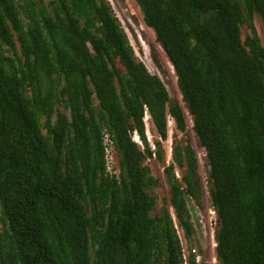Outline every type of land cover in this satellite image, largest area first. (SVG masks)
Returning <instances> with one entry per match:
<instances>
[{
  "label": "trees",
  "instance_id": "trees-1",
  "mask_svg": "<svg viewBox=\"0 0 264 264\" xmlns=\"http://www.w3.org/2000/svg\"><path fill=\"white\" fill-rule=\"evenodd\" d=\"M135 1L182 100L137 59L109 0H0V264H184L171 209L201 248L182 191L205 208L197 150L219 263L264 264V0ZM146 109L156 140L170 117L187 137L163 200Z\"/></svg>",
  "mask_w": 264,
  "mask_h": 264
},
{
  "label": "rangeland",
  "instance_id": "rangeland-1",
  "mask_svg": "<svg viewBox=\"0 0 264 264\" xmlns=\"http://www.w3.org/2000/svg\"><path fill=\"white\" fill-rule=\"evenodd\" d=\"M45 1L48 2L50 0ZM109 2L113 7V11L116 17L120 20L121 27L124 29L127 36L129 37V40L134 48L138 60L143 62L151 73L160 75L170 93L173 95L175 94L176 96H178L179 100H182V97L177 87V77L173 72V68L170 65L165 53L157 44L154 33L145 25L143 21V14L136 1L109 0ZM254 24L257 29L258 35L264 45V22L262 18L256 17L254 20ZM250 33V30L245 29L243 32V39H245ZM159 64L162 65L165 74H163L164 72L159 69ZM170 125L171 126L169 128V139L163 144V148L165 150L164 163L160 162L158 159L155 158L152 160L149 159L146 162V164L151 168L153 175L157 178L162 179L163 185L158 190V196H160V200L168 198V184L165 177V168L172 162V146L176 140H178V142H181L182 140L187 139V137H183V135L177 131L175 123H170ZM192 138H194V136ZM195 144L196 143L194 142L193 145ZM194 147H196V145ZM198 158L200 160L201 181L207 182L206 177L208 170L205 165V159L203 158V154H198ZM202 175L204 178L202 177ZM204 188L205 189L203 193L202 204L205 208L202 209V211L200 210V216L202 219V228L205 232V238L203 239V243L207 245V249L205 250V257L207 258L208 264H212L213 260L215 259L216 253V246H213L216 237L215 220L214 218H211L209 208H207V206L211 203L209 201L210 199L207 197V187ZM160 200L158 204L161 207L163 206L164 202ZM167 202L170 206L169 200ZM171 214L175 217V212L173 208L171 209ZM211 219L213 221V224L211 223ZM175 228L181 240L183 248L187 250L189 243L187 242L185 233L180 227L177 220ZM193 247L198 248V242L194 241L192 248Z\"/></svg>",
  "mask_w": 264,
  "mask_h": 264
},
{
  "label": "clouds",
  "instance_id": "clouds-1",
  "mask_svg": "<svg viewBox=\"0 0 264 264\" xmlns=\"http://www.w3.org/2000/svg\"><path fill=\"white\" fill-rule=\"evenodd\" d=\"M111 4V3H110ZM112 6V5H111ZM113 8V7H112ZM141 10V9H140ZM116 16V15H115ZM144 21V20H143ZM149 28V27H148ZM150 29V28H149ZM152 30V29H151ZM152 32L154 33V31L152 30ZM154 35H155V33H154ZM129 38V37H128ZM155 39H156V36H155ZM130 41V40H129ZM157 42V41H156ZM131 43V42H130ZM158 44V43H157ZM159 46H160V44H158ZM133 47V46H132ZM161 47V46H160ZM134 49V48H133ZM161 49L163 50V48L161 47ZM163 52H164V50H163ZM165 53V52H164ZM136 54V53H135ZM166 55V54H165ZM167 57V56H166ZM138 59V58H137ZM170 65L172 66V68H173V72L175 73V70H174V67H173V65L170 63ZM175 76H176V73H175ZM145 121H146V126H147V129H148V131H147V137H146V139H147V144H148V147L151 149V151H153V152H156V150H157V148H158V146H157V144H156V141L158 140V141H161V143H162V145L164 144V142H166V141H168V139H169V134H168V138H167V140H165V141H162L160 138H157V140H156V137H155V135H154V133H152V128H153V126H151V124H150V116H149V112H148V110L146 109V112H145ZM170 123H175L174 122V120H173V118H169V121H168V130H169V128H170ZM190 124H191V122H190ZM168 133H169V131H168ZM106 136H108L109 137V135H105V137ZM105 137H104V144H105ZM135 138V140H136V142H138V143H140V139H138V137H134ZM111 139V138H110ZM150 141H152L153 142V144L155 145V149H153L152 148V144H151V142ZM112 143H113V141H112ZM106 147V146H105ZM173 147V146H172ZM113 148H114V145H113ZM172 153H173V148H172ZM197 153L198 154H203V158H204V153L201 151V150H197ZM107 154V153H106ZM199 162H200V160H199ZM170 165V164H169ZM168 165V166H169ZM115 167V165H114V163H113V165H112V169H110L109 168V165H108V159H107V168H108V170L110 171V172H114V167ZM176 176H177V178H179V179H181V177H182V172L181 171H179V170H177L176 171ZM200 177H201V175H200ZM202 177H203V175H202ZM204 178V177H203ZM206 179H208V174H207V177H206ZM204 180V179H203ZM202 185H203V191H204V187H208V185H209V183H208V181L207 182H202ZM183 189H186V188H183ZM183 189H182V191H183ZM189 195H190V193H189ZM191 196V195H190ZM207 197L209 198V192H208V188H207ZM191 198H192V196H191ZM187 199V198H186ZM210 199V198H209ZM192 200H193V198H192ZM193 202H194V206H195V208L196 209H198L199 210V215H200V210L202 211V209H200V207H198L197 205H196V203H195V201L193 200ZM207 208H209V213L211 214V218H214V220H215V222H216V220H217V213H216V211H215V209L213 208V206H212V204H210V205H208L207 206ZM216 218V219H215ZM173 220H174V222H175V225H176V220H177V218H176V215H175V217L173 216ZM202 220V219H201ZM193 221V220H192ZM211 223L213 224V221H212V219H211ZM201 224H202V221H201ZM204 231V230H203ZM205 233V232H204ZM205 238V237H204ZM215 241H216V243H217V245H216V243H215ZM215 241H214V245L213 246H216V248H215V250H216V253H215V259L213 260V263L212 264H216V261H217V264H220L219 263V260H218V258H217V246H218V242H217V240H216V237H215ZM200 245H201V248L200 247H198V248H196V247H193L192 248V245L190 246L189 244H188V247H187V250H185L184 249V251H183V259H184V264H189V261H190V259H194V261H195V263L196 264H201V263H203L204 261H206L207 262V264H208V261H207V258L205 257V250L207 249V245L205 244V243H203V245L201 244V242H200ZM213 248V247H212ZM196 250L197 251V254L198 255H200L201 257H202V260H201V262H197V260H196V254H194V253H192V251L193 250ZM187 253H188V256H187V258H185V255H187ZM192 257V258H191Z\"/></svg>",
  "mask_w": 264,
  "mask_h": 264
},
{
  "label": "water",
  "instance_id": "water-1",
  "mask_svg": "<svg viewBox=\"0 0 264 264\" xmlns=\"http://www.w3.org/2000/svg\"><path fill=\"white\" fill-rule=\"evenodd\" d=\"M183 194L187 198V203H188L189 211H190L191 216H192L194 226H195V228L199 234L200 242L203 245V239L205 237V233H204L203 228H202L201 216L199 215V210L195 208L194 202H193L191 196L189 195V192L187 189H183Z\"/></svg>",
  "mask_w": 264,
  "mask_h": 264
},
{
  "label": "built area",
  "instance_id": "built-area-1",
  "mask_svg": "<svg viewBox=\"0 0 264 264\" xmlns=\"http://www.w3.org/2000/svg\"><path fill=\"white\" fill-rule=\"evenodd\" d=\"M150 142L152 144V148L155 149L156 147L153 144V142L152 141H150ZM105 146H106L108 165H109V168L112 169V165L114 163V148H113L112 140L108 136L105 137ZM192 253L196 254L197 262L198 263L201 262L202 257L197 254V251L195 249L192 251ZM187 256H188V253H187V255H185V258H187Z\"/></svg>",
  "mask_w": 264,
  "mask_h": 264
},
{
  "label": "flooded vegetation",
  "instance_id": "flooded-vegetation-1",
  "mask_svg": "<svg viewBox=\"0 0 264 264\" xmlns=\"http://www.w3.org/2000/svg\"><path fill=\"white\" fill-rule=\"evenodd\" d=\"M196 238L200 242V237H199V234L198 233L196 234Z\"/></svg>",
  "mask_w": 264,
  "mask_h": 264
}]
</instances>
